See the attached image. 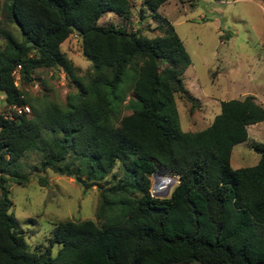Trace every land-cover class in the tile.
Returning a JSON list of instances; mask_svg holds the SVG:
<instances>
[{
	"label": "trees",
	"instance_id": "trees-1",
	"mask_svg": "<svg viewBox=\"0 0 264 264\" xmlns=\"http://www.w3.org/2000/svg\"><path fill=\"white\" fill-rule=\"evenodd\" d=\"M162 1L139 2L138 18L148 9L162 29L147 35L96 22L106 10L127 18L129 0H2L19 35L0 26V93L8 108L28 110L0 112V264H264V140L250 142L254 163L229 164L232 143L264 107L251 93L223 98L206 125L180 128L174 95L194 104L182 80L190 58L156 11ZM72 30L84 72L59 47ZM15 63L21 83L56 66L70 87L61 101L31 94L14 82ZM27 150L39 153V168L97 185V221L58 218L46 245L27 248L8 194L9 180L27 178ZM114 165L120 174L106 178ZM157 168L177 174L167 195L148 190Z\"/></svg>",
	"mask_w": 264,
	"mask_h": 264
},
{
	"label": "rangeland",
	"instance_id": "rangeland-1",
	"mask_svg": "<svg viewBox=\"0 0 264 264\" xmlns=\"http://www.w3.org/2000/svg\"><path fill=\"white\" fill-rule=\"evenodd\" d=\"M129 2L127 18L106 10L96 22L121 24L127 29L139 28L147 35L162 31L158 27V17L152 16L150 10L144 9L143 16L138 18L140 0ZM1 4L2 0L0 26L19 35L15 23L2 12ZM156 11L172 23L190 58L182 71V80L193 94L194 104L189 108L190 102L186 98L177 92L174 95L181 129L192 130L206 125L218 111L219 99L251 93L264 107V0H164ZM2 43L0 36V45ZM59 47L79 66V72L90 69L89 60L81 53L80 38L75 30L60 41ZM32 75V80L21 83L17 78L16 83L25 91L43 98L61 101L70 87L63 71L56 66L35 67ZM130 94L128 91L126 96ZM128 110L122 107L121 113ZM0 112H8L2 93ZM246 132L245 138L231 145L229 164L232 167L256 161L258 153L250 142L264 140V118L248 123ZM38 157L39 153L34 150L22 153L19 156L20 169L27 178L8 182V194L12 200L9 209L18 220L28 249H33L36 244H47L53 222L58 218L90 217L96 220L97 185L83 188L71 174L41 169ZM112 172L120 174L117 165L106 178L110 179ZM154 172L172 175L159 168ZM39 176L44 178L43 183L39 182ZM56 246V242L49 246L50 253L55 252Z\"/></svg>",
	"mask_w": 264,
	"mask_h": 264
},
{
	"label": "built area",
	"instance_id": "built-area-1",
	"mask_svg": "<svg viewBox=\"0 0 264 264\" xmlns=\"http://www.w3.org/2000/svg\"><path fill=\"white\" fill-rule=\"evenodd\" d=\"M18 67H19V63H15V65L11 69V74L14 77L15 83H16V79L18 78ZM12 110L15 112L27 111L28 105L25 103H23V104L12 103L10 105V107L8 108V113H10V111H12ZM171 174L172 175L158 174V173H155L153 171L150 174V176L152 177V180L150 181L149 188H148L150 194H152V195H166L167 193H169L170 184L171 183L174 184L177 181V174L174 172H171ZM158 176L167 177L169 180L168 184L162 185L161 183H159V180L157 179Z\"/></svg>",
	"mask_w": 264,
	"mask_h": 264
},
{
	"label": "bare ground",
	"instance_id": "bare-ground-1",
	"mask_svg": "<svg viewBox=\"0 0 264 264\" xmlns=\"http://www.w3.org/2000/svg\"><path fill=\"white\" fill-rule=\"evenodd\" d=\"M157 179L159 180V183H161L162 185H166L168 184L169 180L167 177H162V176H158Z\"/></svg>",
	"mask_w": 264,
	"mask_h": 264
},
{
	"label": "water",
	"instance_id": "water-1",
	"mask_svg": "<svg viewBox=\"0 0 264 264\" xmlns=\"http://www.w3.org/2000/svg\"><path fill=\"white\" fill-rule=\"evenodd\" d=\"M30 40H27L26 42H29Z\"/></svg>",
	"mask_w": 264,
	"mask_h": 264
}]
</instances>
